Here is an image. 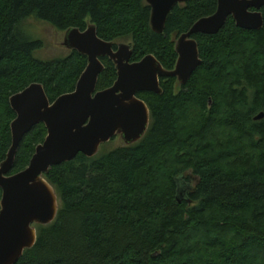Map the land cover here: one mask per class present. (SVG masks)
Segmentation results:
<instances>
[{
  "label": "trees",
  "instance_id": "16d2710c",
  "mask_svg": "<svg viewBox=\"0 0 264 264\" xmlns=\"http://www.w3.org/2000/svg\"><path fill=\"white\" fill-rule=\"evenodd\" d=\"M216 6L187 0L155 33L145 0H0V162L11 144L10 96L40 83L52 102L74 90L87 63L74 50L36 58L42 42L25 33V21L62 32L93 24L105 41L130 40L132 62L152 54L172 70L175 40ZM261 13L259 30L229 17L216 34L194 35L201 63L186 84L163 78L160 95L137 94L150 113L138 142L49 169L59 210L51 224L35 225L34 246L15 264H264ZM101 62L96 91L116 80L113 62ZM46 134L39 123L23 137L11 174L27 167Z\"/></svg>",
  "mask_w": 264,
  "mask_h": 264
},
{
  "label": "water",
  "instance_id": "95a60500",
  "mask_svg": "<svg viewBox=\"0 0 264 264\" xmlns=\"http://www.w3.org/2000/svg\"><path fill=\"white\" fill-rule=\"evenodd\" d=\"M186 1L145 0L151 9L152 31L162 33L172 9ZM263 7L264 0H217L213 14L199 18L175 40L177 59L172 70L165 69L152 54L132 62L129 44L99 38L93 24L84 31L66 30L62 44L87 61L74 90L51 102L40 83H31L9 98L15 117L10 123L11 144L0 162V264H15L34 246L35 225L45 226L55 220L59 198L44 176L52 166L71 161L79 153L93 157L101 145L117 135L125 145L138 142L148 129L150 113L137 94L160 95L163 78L175 77L179 85L186 84L201 63L193 36L216 34L229 17L236 27L259 30ZM104 57L113 62L116 80L96 91ZM262 117L260 113L255 119ZM39 123L46 127L44 140L35 147L27 167L11 174L20 142Z\"/></svg>",
  "mask_w": 264,
  "mask_h": 264
},
{
  "label": "rangeland",
  "instance_id": "374dc122",
  "mask_svg": "<svg viewBox=\"0 0 264 264\" xmlns=\"http://www.w3.org/2000/svg\"><path fill=\"white\" fill-rule=\"evenodd\" d=\"M24 25V31L31 39L40 40L42 42V47L35 52L36 58L48 61L56 58H63L70 54L71 50L67 49L62 44L64 32L58 31L52 26L32 18L25 21ZM130 42L131 41L128 39H118L114 44L124 43L130 45ZM122 145L125 144L121 137L117 135L104 145H101L99 152L101 150L108 151Z\"/></svg>",
  "mask_w": 264,
  "mask_h": 264
}]
</instances>
